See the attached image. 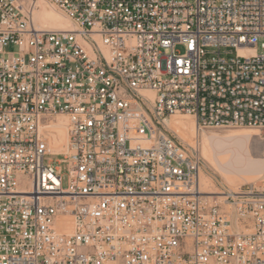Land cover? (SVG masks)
<instances>
[{
  "label": "built area",
  "instance_id": "obj_1",
  "mask_svg": "<svg viewBox=\"0 0 264 264\" xmlns=\"http://www.w3.org/2000/svg\"><path fill=\"white\" fill-rule=\"evenodd\" d=\"M178 113L264 130V0H0V264H264V178L204 190Z\"/></svg>",
  "mask_w": 264,
  "mask_h": 264
},
{
  "label": "bare ground",
  "instance_id": "obj_2",
  "mask_svg": "<svg viewBox=\"0 0 264 264\" xmlns=\"http://www.w3.org/2000/svg\"><path fill=\"white\" fill-rule=\"evenodd\" d=\"M36 20L43 26L55 29L74 27L72 22L55 8L43 9L38 12ZM176 116L170 117L167 123L169 124L173 118L171 121L172 126L179 132L188 133L190 123L188 124L187 119L176 118ZM60 120L59 122L53 121L50 127L52 131H56L61 136V139L54 134L48 139L49 150L57 155L66 152L68 145V120L67 118H61ZM183 135L186 137L185 134ZM260 136V129L252 128L234 129L226 132L214 131L211 134L204 132L201 139L202 154L204 159L231 183L236 181L246 182L251 179L257 180L263 177L264 157L254 156L252 150L253 142ZM208 179L202 172L201 183L203 189L210 193H220L218 188L208 183Z\"/></svg>",
  "mask_w": 264,
  "mask_h": 264
},
{
  "label": "rangeland",
  "instance_id": "obj_3",
  "mask_svg": "<svg viewBox=\"0 0 264 264\" xmlns=\"http://www.w3.org/2000/svg\"><path fill=\"white\" fill-rule=\"evenodd\" d=\"M178 50L183 51L184 47L179 45L178 46ZM176 118H184L187 119L188 124L190 123V127L188 130V133L185 132H179L177 131V129H175L170 120L168 126L170 129H172L175 132V135L182 140L185 143H189V144H198L200 151H201V155L203 157V174L206 175L209 179H208V183L210 185H212L213 187H216L218 189H220L222 186H226V187H231V188H238L242 185L251 183V182H258V181H262L263 177H264V172H263V177H260L259 179H251L249 181L243 182V181H236L234 183L229 182L225 176L220 173L219 171H216L205 159L204 156L202 154V134L204 132L211 134L214 131H219V132H226L228 130H234V129H242V128H252V129H258L256 127H225V128H203V129H198L196 127V123L193 117L189 116V115H185L183 113H178L176 114ZM61 118H65L64 116H57L54 117L53 120L54 122H59L61 121ZM198 131V132H197ZM261 131V130H260ZM52 134L49 133V136L57 135L58 138L61 139V136H59V134L56 131H51ZM186 135V137L183 134ZM184 137V138H183ZM262 137V138H261ZM65 150V149H64ZM63 150V151H64ZM62 151V152H63ZM253 155L254 156H258V157H264V130L261 131V136L256 138L255 141L253 142ZM64 153V152H63ZM45 162L49 163V162H53L54 165H57L60 170L61 173L63 175V183L64 186H68L69 183V173H68V163L66 160L63 159L62 156H52V155H47L45 157ZM264 167V164H263ZM235 184V185H234Z\"/></svg>",
  "mask_w": 264,
  "mask_h": 264
}]
</instances>
